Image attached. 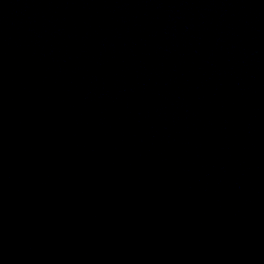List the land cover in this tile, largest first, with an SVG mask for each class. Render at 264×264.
<instances>
[{"label": "water", "instance_id": "95a60500", "mask_svg": "<svg viewBox=\"0 0 264 264\" xmlns=\"http://www.w3.org/2000/svg\"><path fill=\"white\" fill-rule=\"evenodd\" d=\"M0 264H264V0H0Z\"/></svg>", "mask_w": 264, "mask_h": 264}]
</instances>
